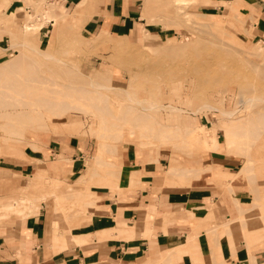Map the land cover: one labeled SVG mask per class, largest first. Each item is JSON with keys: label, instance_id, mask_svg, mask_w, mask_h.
Returning a JSON list of instances; mask_svg holds the SVG:
<instances>
[{"label": "rangeland", "instance_id": "374dc122", "mask_svg": "<svg viewBox=\"0 0 264 264\" xmlns=\"http://www.w3.org/2000/svg\"><path fill=\"white\" fill-rule=\"evenodd\" d=\"M11 1L0 0V62L13 58L16 52L27 55L19 59L18 68L0 71V111H33L0 117V234L9 229L6 237L12 236L11 228L18 227L22 216L36 213L37 207L45 218V246L51 241L58 243L57 238L63 235L79 232L96 209V187L108 186L122 192L118 180L113 185L112 178L95 175L94 170L106 167L113 175H119L122 156L128 151L141 156L142 163L146 161L145 154L150 161L162 159L165 175L176 180L166 183L167 186H186L200 179L216 192L222 210L221 197L227 194V218H234L229 215L233 214L231 209L241 202L251 206L245 209L246 217L240 210L239 217L230 224L232 231L227 232V244L247 251L264 245V128L258 130L259 136L257 132L256 137L249 138L236 127V141L225 145L226 123H222L230 119L240 123L264 114V14H261L264 0H224L225 6H221L223 0H156L151 8L149 2L146 5L148 16L143 10L146 21L155 25L144 27L140 34L141 26L136 38L102 35V40H93V34L85 33L80 20L75 19L79 12L85 11L83 7L89 11L97 6L89 5L87 0L73 11L68 7L71 20L64 18L55 24V21L45 22L42 17L34 18L36 28L29 34L22 24L38 2L44 8L64 3L20 0L22 3L13 4ZM229 2L236 4L239 13L229 12ZM41 32L52 37L53 45L50 42L46 46L47 41L39 44ZM23 39H28L30 48L15 45ZM33 46L54 56L48 59ZM98 82L105 86L98 87ZM110 85L114 88L107 87ZM115 86L126 88L128 93ZM50 89L57 90L56 101L67 104L35 105L36 101H42V96L51 93ZM168 103L183 110L167 114L163 105ZM223 110H235V114L230 118ZM97 112L107 120L106 129L98 124L101 121ZM119 114L134 129H138L137 125L154 123L159 135L166 124L170 127L177 124V129L185 125L183 131L187 127L193 130L190 134V129L186 130L188 134L178 131V135L176 130L165 141L146 138L154 142L149 146H142L136 136L117 141L106 134L112 132L107 129L113 127V116ZM63 121L76 126L69 129ZM96 128L103 137L96 136L93 131ZM214 136L223 144L220 148L213 146ZM69 146L72 156L67 152ZM99 147L102 160L97 163ZM247 154L254 171L250 172L252 178L247 173L249 179L247 174L235 175ZM173 160L181 167L188 165L191 170L184 176L167 174ZM186 166L179 168L181 173H186ZM86 169L87 176L81 179ZM218 169L231 171L233 176L215 178L213 174ZM134 185L130 178V187ZM12 199L23 206L22 215L16 208L7 207ZM228 203L233 207H228ZM254 235L259 237L249 240Z\"/></svg>", "mask_w": 264, "mask_h": 264}, {"label": "crops", "instance_id": "0c3cea01", "mask_svg": "<svg viewBox=\"0 0 264 264\" xmlns=\"http://www.w3.org/2000/svg\"><path fill=\"white\" fill-rule=\"evenodd\" d=\"M61 1L65 7L72 8L71 11L83 2ZM154 1L87 0L89 5L97 6L87 11L86 2L82 3L85 11L79 12L75 19L80 20L85 33L136 38L141 26L140 34L144 27L155 25L146 21L143 11L146 10L148 16ZM148 2L149 8L146 7ZM11 3L22 1L12 0ZM229 3L228 9L238 12L236 4ZM19 12H15L17 16ZM22 25L24 28L25 24ZM35 28L25 31L29 34ZM47 32H41L40 45L45 41L46 46L50 44L52 37ZM70 148L67 152L72 156ZM148 158L145 154L146 161L142 163L141 156L127 151L122 156L121 171L117 168L120 176L110 173V168L97 167L94 174L112 178L113 185L118 180L122 192L117 193L108 186L96 187L98 200L90 219L79 232L57 238L58 243L51 241L53 235L49 238L51 242L44 245L45 218L38 207L36 213L22 216L18 227L11 228L12 236L6 237L9 229L0 234V264H241V261L243 264H264V245H256L247 251L227 244V232L232 231L230 224L239 217L240 210L246 217L245 209L251 206L241 202L231 209L233 214L229 215L234 218H227V194L221 197L222 210L216 192L200 179H194L186 186H167L166 183L176 180L165 175L162 159L150 161ZM86 171L80 175L81 179L87 176ZM225 175L233 174L221 169L213 174L215 178ZM130 178L135 184L133 188ZM10 203L7 207L16 208L22 215L24 209L19 206V201L12 199ZM212 204L215 205L213 208H207ZM230 204L228 207L232 208ZM257 237L254 235L249 240L254 241ZM70 242L77 244L66 247Z\"/></svg>", "mask_w": 264, "mask_h": 264}, {"label": "bare ground", "instance_id": "6f19581e", "mask_svg": "<svg viewBox=\"0 0 264 264\" xmlns=\"http://www.w3.org/2000/svg\"><path fill=\"white\" fill-rule=\"evenodd\" d=\"M37 1V0H36ZM191 1H195V0H191ZM38 2V1H37ZM195 2H197V1H195ZM225 2L226 1H222V3H221V6H225ZM80 6V4H78L76 7H79ZM20 9V8H19ZM18 9V10H19ZM226 9H227V7H226ZM229 12H231V13H234V14H237V10H234V9H232V8H230L229 9ZM14 13V12H13ZM12 13V14H13ZM71 15H72V13L70 12V11H68V8L67 7H65L64 6V4H60V5H56V4H53L52 6H50V8H44L39 2L36 4V7H35V9L33 10V12L32 13H28V14H26V22H25V29H32V28H34L35 27V20H34V18H37L38 20H39V18L40 17H42L44 20H45V22H48V21H51V22H53V21H55V22H53V23H55V24H57V22H60V20L61 19H66V20H71ZM42 23H43V21H42ZM146 32L148 31V29H146L145 30ZM148 33H149V31H148ZM101 35L102 34H93V40H102V38H101ZM108 36V35H107ZM28 39H23L22 40V42H16L15 43V45H18V46H23V47H29L28 45ZM31 42V41H30ZM32 44V43H31ZM147 45V44H146ZM34 47V46H33ZM30 48V47H29ZM263 48V47H262ZM259 49H260V47H259ZM34 50H36V52L37 53H39V54H43L46 58H52L54 55H52V53L50 52V51H46V50H40L39 48H35L34 47ZM27 55V53H25V52H16L15 54H14V56H13V58H9V59H6V60H3L2 62H0V71L1 70H3V69H7V68H18L19 67V65L21 64V62H20V58H23L24 56H26ZM56 59V58H55ZM103 68V67H102ZM101 69V68H100ZM106 70H111V68L109 69V68H106ZM106 70H98V72H100L101 71V73H103L104 71H106ZM30 78V77H29ZM91 80H92V78H91ZM98 87L99 86H101V84L98 82V85H97ZM102 86H105V85H102ZM101 86V87H102ZM107 87H109V88H111V89H113L114 87L112 86V85H110V86H107ZM115 89H118V90H120V91H123V92H125L126 94L128 93V90L126 89V88H123V87H117V86H115ZM57 91V90H56ZM56 91H52L51 89H50V92L51 93H49L47 96H42V101H36L35 102V105H42V104H45V105H58V106H61V105H64V104H67L65 101H63V100H58V101H56V99H57V94H55V93H57ZM65 91V93H68V91L67 90H63V92ZM60 92H62V91H60ZM77 91L75 90V93H76ZM65 93H63V95H65ZM70 93V92H69ZM73 94V93H72ZM74 95V94H73ZM76 95H78V93L76 94ZM68 96V95H67ZM50 98H52V101L50 102L49 100H50ZM93 97H89L88 99H92ZM92 101V100H91ZM93 101H95V100H93ZM88 102H90V101H88ZM87 102V104L88 105H94L95 104V106H97L98 104L97 103H88ZM6 105H10L9 103H5ZM207 105V104H206ZM94 106V107H95ZM166 109H167V111H168V113L167 114H171V113H175V112H178V111H180V110H183V109H180V108H178L177 106H174V105H172V104H170V103H168V104H164L163 105ZM207 106H209L208 108H211L210 107V105H207ZM213 108V107H212ZM215 108V107H214ZM213 108V109H214ZM87 109V108H86ZM85 108H80V110H84L85 112L87 111V110H89V109H87L86 110ZM201 109V108H200ZM216 109V108H215ZM33 111V109H30V110H27V111H24L23 109H21V110H8V109H4V110H1L0 111V117H11V116H17V115H19L20 113H23V112H32ZM196 112V111H195ZM224 115L226 114L228 117H232L234 114H235V110L234 111H232V110H230V111H221ZM181 113V112H180ZM97 114L99 115V117H98V120H100L101 121V123H98V124H100L101 125V127L103 128V129H106L107 128V120L106 119H104L102 116H100V113H98L97 112ZM123 118H125V117H123L122 116V114H119L118 116H113V120H114V123H113V127L112 128H109V129H107V130H111L112 132L111 133H109V134H106V135H109V136H111V137H113V138H115L117 141H121L122 139H124V138H130V137H132V136H136V137H139L140 138V144L142 145V146H147L148 144H153L154 142H151L150 140H146V138H159V139H162V140H164L165 141V138H169V136L171 137V133H174V132H176V130H177V132H176V134L178 135V131L179 132H181L182 131V133H187L188 134V132L186 131V130H188L189 131V129L191 130L192 128H188L187 126V128L183 131V127L185 126H183V127H181L182 128V130H180L179 128L177 129V124H175L176 126H172V127H174L173 128V130H172V127H170V124H166V125H164L163 126V128L160 130V132H162V134L160 133V135H159V132H158V128H157V126L156 125H154V123H151V122H149V123H144V124H142V125H137V126H135L136 128H138V129H134L133 127H129V126H127L126 125V121L123 119ZM62 123V122H61ZM68 122H65L64 123V121H63V123L62 124H65L69 129H72V128H75V126H76V124H67ZM222 123H226V125H225V140H224V144L225 145H227V144H231L232 142H235L236 140H235V128L237 127V128H239V129H241V133L243 134V135H245L246 137H249V138H251V137H256V136H254L255 134H257V132H258V130L261 132L262 131V129L264 128V114L263 113H259V114H256L255 116H254V118H251V119H245V120H242V122H240L239 123V121L236 123V121L234 122V121H232V119H230L229 121H227V122H222ZM4 125V124H3ZM2 124H1V126H3ZM8 125V124H7ZM99 125V126H100ZM169 125V126H168ZM227 126V127H226ZM171 128V130H169V128ZM176 127V128H175ZM179 127V126H178ZM99 129H97L96 128V130H93V131H96L95 132V134H96V136H98V137H103V134L102 133H98L97 134V131H98ZM163 130V131H162ZM193 130V129H192ZM192 130L191 131H189V134H190V132H192ZM91 131H92V129H91ZM127 131V132H126ZM135 131H137V133L135 132ZM237 133H239V132H237ZM165 134V135H164ZM187 134H185V135H187ZM259 132H258V136H259ZM240 135V134H239ZM238 136V135H237ZM257 136V137H258ZM164 138V139H163ZM157 141V140H156ZM155 141V142H156ZM247 141H248V138H247ZM212 144H213V146L215 147V149L217 148V147H219L220 148V145L222 144L220 141H218V139H217V136H214L213 137V139H212ZM162 143V142H161ZM245 143L246 144H249V145H251L250 143L251 142H246V140H245ZM102 142H100L99 143V145L100 146H102ZM156 144H157V142H156ZM156 144H154V145H156ZM254 144V143H253ZM115 145V144H114ZM158 145V144H157ZM156 145V146H157ZM160 145V144H159ZM159 145L157 146L158 148H159ZM223 145V144H222ZM149 146V145H148ZM153 146V145H152ZM151 147V146H150ZM173 147V146H172ZM246 150H247V148H246ZM249 151V150H248ZM248 151H247V153H248ZM97 153H96V158H95V161L97 162V163H100L101 162V156H100V152H101V148L99 147V148H97V151H96ZM250 153V152H249ZM249 154H247V156H248ZM246 156V157H247ZM246 159V158H245ZM176 161L177 160H173L172 162H171V164H170V167L168 168V170L166 171V173L167 174H169V175H175V176H177V175H179V176H184L185 174H187L188 173V171L189 170H191V168L189 169L186 165H184L183 167L185 168V166L187 167V171H186V173H181L182 171L179 169V168H183V167H181L179 164V168H178V165H177V163H176ZM174 162L176 163V164H174ZM178 162V161H177ZM114 163V162H113ZM252 163H253V161H252V159H251V157H247V159H246V161H245V163L243 164V166L239 169V171H238V173H236L235 175H238V174H240V175H245V174H249V176L252 174V173H250V172H252L253 171V166H252ZM177 165V166H176ZM183 165V164H182ZM210 165V164H209ZM183 170H185V169H183ZM181 171V172H180ZM254 172V171H253ZM248 174H247V177H248ZM233 176V175H232ZM243 177V176H242ZM250 178H252L251 176H250ZM248 179H249V177H248ZM247 179V180H248ZM231 180V179H230ZM249 181V180H248Z\"/></svg>", "mask_w": 264, "mask_h": 264}]
</instances>
